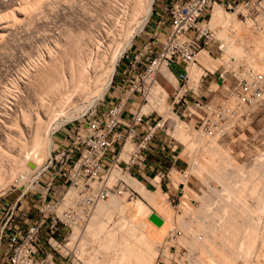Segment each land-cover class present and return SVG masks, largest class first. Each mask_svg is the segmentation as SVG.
<instances>
[{"label": "rangeland", "instance_id": "obj_1", "mask_svg": "<svg viewBox=\"0 0 264 264\" xmlns=\"http://www.w3.org/2000/svg\"><path fill=\"white\" fill-rule=\"evenodd\" d=\"M143 1L0 0V207L4 199L22 191L21 185L25 182L18 179L23 177V181H29L30 174L41 164L38 163L31 172L23 163L32 157L29 149L35 134H42V138L49 135L52 140L57 132L55 128L70 120L65 116L79 114L76 107L87 105L92 96L89 94L94 95L95 90L102 87L112 55L121 54L125 49L132 50L143 39H148L145 33L149 31V22L150 31L156 24L164 27L165 9L171 0H152L144 24L134 32L145 15ZM212 10L215 12L208 24L213 29L214 39L205 47L211 58L204 55L200 64L190 65L198 67L199 72L194 79L188 78L187 84L201 101L218 102L225 93L224 86L217 80L222 65L237 64L240 72L251 66L264 80V27L254 29L231 9L217 6V3ZM207 15L209 21L210 9ZM229 19L233 21L227 28L225 26L224 34L219 33ZM130 33L133 36L127 43ZM161 38L159 34L158 39ZM220 42L221 50L217 49ZM122 59L119 55L112 78L118 77ZM171 69L174 74L179 70L175 64ZM204 69L211 72L200 81ZM161 73L169 80L160 79L168 93L164 106L169 108L172 92L178 89L180 93L181 89L173 74H167L165 69ZM112 78L105 93L114 88ZM226 78V83L233 81L230 74ZM172 105L173 114L170 115L165 114V108L156 109L163 118L162 129L176 143L175 159L168 176L153 179L152 174L135 176L130 169L132 176L147 191L138 192L132 187L131 195H120L124 205L141 200L146 210L155 212L159 210V204L148 197L152 193L155 195L158 186L166 194L164 202L169 209L164 227L158 230L146 221L144 211L136 215L137 211L131 207L124 215L137 227L134 231L123 232L127 234L125 236L119 232L122 221L114 211L108 222L111 229L106 233L107 237L86 234L84 228L82 244L86 248L82 251L87 256L80 255L81 260L85 264H98L101 260L109 264L110 258L116 257L122 264H138L136 255L129 250L125 256L116 254L114 250L117 249L109 238L119 240V233L123 234L129 245L136 246L134 250L143 251L137 239L142 233L154 236L160 245L156 254L146 257L144 263L147 264H264V100L258 106L241 110L227 128L209 133L197 131V117L187 113V108L192 109L190 101ZM57 121L61 123L56 124ZM180 121L184 124L181 125L185 131L183 136L174 132L176 122L180 124ZM127 144L124 148L129 146ZM50 147L51 143L48 150ZM120 156L125 158L123 152ZM164 166H169L168 160H164ZM132 176L124 172L122 178L130 185ZM36 183L39 182H32L27 190L36 187ZM183 187V192L178 194ZM30 199L26 194L23 197V200ZM43 237L42 232L40 245Z\"/></svg>", "mask_w": 264, "mask_h": 264}, {"label": "built area", "instance_id": "obj_2", "mask_svg": "<svg viewBox=\"0 0 264 264\" xmlns=\"http://www.w3.org/2000/svg\"><path fill=\"white\" fill-rule=\"evenodd\" d=\"M215 3L231 9L254 29H263L264 0H171L164 27L156 24L148 39L120 54L123 66L112 78V98L58 125L54 131L59 134L51 140L48 157L33 180L39 183L29 188L33 191L20 190L2 201L0 264H85L79 256L86 248L82 231L95 205L112 194L133 192L121 176H110L112 169L130 176L133 169L135 176L152 174V179L168 176L176 143L162 129L163 118L155 108L142 110L151 98L164 105L168 93L160 79L169 80L162 75V66L181 89L172 92L167 110L173 113L172 103L190 101L192 109L187 108V113L197 117V131L225 129L241 110L262 103L264 80L251 66L240 72L237 64L222 65L217 80L225 93L218 102L201 101L187 84L188 67L196 62L198 50L214 39L206 14ZM217 49H222V42ZM172 64L179 68L175 74ZM207 72L211 71L200 74V81ZM228 74L231 83H226ZM126 143L129 146L124 148ZM25 194L31 199L23 200Z\"/></svg>", "mask_w": 264, "mask_h": 264}, {"label": "bare ground", "instance_id": "obj_3", "mask_svg": "<svg viewBox=\"0 0 264 264\" xmlns=\"http://www.w3.org/2000/svg\"><path fill=\"white\" fill-rule=\"evenodd\" d=\"M113 1V0H112ZM138 1V0H137ZM143 1V0H142ZM144 2V1H143ZM151 3H152V0H145V15L143 16V18H142V20L139 22V24H138V28L134 31V32H138L140 29H141V27H142V25L144 24V22H145V20H146V18H147V16H148V13H149V11H150V9H151ZM140 4H141V1H140ZM139 4V5H140ZM216 5V3L215 4H213L212 6H211V8H210V10H211V18L209 19V21H207V24L210 22V20H212V17H213V15H212V13H214L215 12V10H212V8H213V6H215ZM141 6H143L142 4H141ZM217 6H220L221 7V4L220 3H217ZM137 8H139V6H137ZM143 9V7L141 8V10ZM142 14H144V13H142ZM141 15V14H140ZM134 21V20H133ZM232 21H233V19H232ZM231 21V22H232ZM230 19H229V23H223V24H225L224 25V27L222 26V29H220V31H219V33H223L224 31H225V26H226V28H227V26H229L230 25ZM233 25V24H232ZM208 26H209V24H208ZM234 26V25H233ZM137 27V26H136ZM210 28H212L211 26H209ZM230 27H232V26H230ZM218 29V30H219ZM233 31V30H232ZM132 32V31H131ZM214 33V32H213ZM217 33V32H216ZM131 34V33H130ZM224 34V33H223ZM131 36H133L132 34L130 35V37H129V39L127 40V43H129L130 42V39H131ZM222 36V35H221ZM225 36V35H224ZM126 42V41H125ZM231 46H232V44H231ZM235 46V45H234ZM238 47H239V45H238ZM230 49V48H229ZM228 49V50H229ZM233 49H235V48H233ZM257 50V49H256ZM230 51V50H229ZM232 51V50H231ZM118 52V51H117ZM233 52V51H232ZM119 55H120V53L118 52V53H115V55H112V57H111V59H110V61H109V69L107 70V71H109L108 72V76L106 77V81H104V83H103V85H101L102 87L101 88H98L97 89V87H96V89H97V91L95 90V94L93 95V94H89L91 97H90V100H88V98L87 97H89L88 95L86 96V99L88 100V104L87 105H82V106H79V107H76V109H78V112H79V114L77 113V115L76 116H73V114L72 115H70V116H65V117H69L70 119H73V118H75V117H77V116H79V115H82L83 113H85V111L87 110V108H91L92 107V105L95 103V102H97L99 99H101L103 96H104V94H105V91H106V89L108 88V86H109V83H110V80H111V78H112V74H113V71H114V68H115V64H116V61L118 60V58H119ZM197 55L199 56V57H197ZM204 55H207V56H209L210 57V54L208 53V51L205 49V48H200L199 50H198V52H197V54H196V62L194 63L195 65H198V64H200L201 63V61H202V57L204 56ZM76 58V57H75ZM211 58V57H210ZM209 58V59H210ZM77 61V60H76ZM98 61V60H97ZM80 62V61H79ZM107 62V61H106ZM89 63V62H88ZM79 64V63H78ZM82 67V66H81ZM259 67V66H258ZM261 68V67H260ZM165 69V72L167 73V74H169V75H172V73L167 69V68H165V66H162L161 67V72H162V70H164ZM80 70V69H79ZM106 70H105V72H106ZM205 70V69H204ZM84 72V71H83ZM105 72H103V73H105ZM199 72V70H198V67H191L190 66V68L188 67V76H189V80L190 79H194L195 77H194V75L196 74V73H198ZM80 73V72H79ZM82 74V73H81ZM84 74V73H83ZM89 74V73H88ZM106 74V73H105ZM104 74V75H105ZM79 76H80V74H78ZM86 75V74H85ZM163 75V74H162ZM82 76V75H81ZM99 76H101V75H99ZM164 76V75H163ZM165 77V76H164ZM90 78V77H89ZM66 80V79H65ZM78 80V79H77ZM188 80V81H189ZM86 81V80H85ZM100 81V80H99ZM78 82V81H77ZM57 83V82H56ZM84 83V82H83ZM177 86H179L180 87V85L179 84H177ZM84 88V87H83ZM87 88V87H86ZM89 89H90V87H89ZM94 90V89H93ZM93 90H92V92H93ZM91 92V93H92ZM166 92V91H165ZM88 94V93H87ZM70 96V95H69ZM60 101V100H59ZM62 101V100H61ZM67 103V102H66ZM157 104V105H156ZM59 105V104H58ZM155 105L156 106H158V107H155ZM58 107V106H57ZM155 108V109H157V110H159V111H161V110H164V108H165V106L162 104V100L161 99H155V98H151V101H148L146 104H144L143 106H142V110H148L149 108ZM159 108V109H158ZM56 111V110H55ZM74 112H75V109L73 110ZM72 112V111H71ZM77 112V111H76ZM165 114H167V115H170V112L168 111V110H166V108H165ZM82 113V114H81ZM76 114V113H75ZM173 114V113H172ZM58 115V114H57ZM50 117V116H49ZM173 118H175V120H176V117H174V116H172ZM56 118V117H55ZM67 120H68V118H66ZM63 121V120H62ZM177 121V120H176ZM58 122V121H57ZM56 122V124H59V123H61V122H58L57 123ZM63 122H65V121H63ZM55 124V125H56ZM177 124V125H176ZM176 124H175V129H176V131L174 130V132H176L179 136H183L184 134H185V131L183 130L184 128H182L181 127V125L183 124V122H181L180 121V124L178 123V122H176ZM184 125V124H183ZM41 126V125H40ZM39 126V127H40ZM185 126H186V124H185ZM38 130V129H37ZM40 131V130H39ZM38 131V132H39ZM40 132H42V131H40ZM49 132V131H48ZM36 133H37V131H36ZM176 133H175V135H176ZM42 135V134H41ZM40 134H35V137H33L34 138V140H32L33 142H32V144H31V146H30V149H29V151H30V156H32L31 158H28V159H26V157H24L26 160H23V163L25 162V165H26V169H28L29 171H31V172H34V169L33 168H35V166L38 164V163H41L40 165H39V167H37L38 169H36L35 171V173L33 174V175H30V176H32V177H30V179H29V181L28 180H26V181H23V177H22V179H21V177L18 179L19 181H21V182H25L24 184H22L21 186L23 187L22 188V191H25L30 185H31V183L32 182H34L33 180H34V178H35V174L43 167V165H44V162H45V160H46V158L45 157H47V154H48V149H49V144L51 143V138H50V136L48 135V136H44L43 138H42V136H41ZM178 137V136H177ZM128 145V144H127ZM125 147V146H124ZM29 148V147H28ZM27 148V149H28ZM126 148H127V146H126ZM28 151V150H27ZM28 151V152H29ZM29 155V154H28ZM28 155H27V157H28ZM29 156V157H30ZM41 160H43L42 162H40ZM31 163V165L29 164V163ZM23 167H24V165H23ZM216 167V166H215ZM257 170V169H256ZM23 173V172H22ZM19 174V173H18ZM28 174V173H27ZM19 175H21V174H19ZM115 175H117V176H121V177H123L124 178V173L119 169V168H117V167H115V168H113L112 169V171H111V174H110V176H115ZM22 176H23V174H22ZM24 176L26 177V175L24 174ZM28 176V175H27ZM1 178V177H0ZM159 179V178H158ZM157 179V180H158ZM129 184L131 185V187H133L136 191H138V192H140V191H142V190H144V191H147V189L144 187V185L140 182V181H138L137 179H135L134 177H132V179H130L129 180ZM181 187V186H180ZM185 187V186H184ZM184 187L183 188H180V190L181 191H179L178 192V194H181L182 192H183V190H184ZM158 188V186H156V192H155V195H152V194H150L149 195V197L148 198H151L150 200L152 201V202H154L155 204L156 203H158L159 204V206H158V209L159 210H155V213L158 215V216H160L161 218H162V222H161V224L160 225H155V224H153L148 218H147V215L152 211V209H148V210H146V207H145V205H143V203H142V201L141 200H134V201H131V202H129L128 204H122V200H121V197H120V195L121 194H127V196H128V193L126 192V191H123V192H121L120 194H112V195H110V196H108L107 198H105V199H103V200H100V201H98L97 202V204L95 205V207H94V210H93V212H92V214H91V216H90V218H89V220H88V222L86 223V225H85V227L84 228H86L85 229V232L84 233H89V235L90 234H94V233H97V234H103L104 236H106L107 237V235H106V233L107 232H109V230L111 229V228H109V226H108V222H109V220H110V218H111V216H113L112 214H113V212L115 211V212H117V215L119 216L118 218L122 221V222H120L119 220V222H120V227H119V232L120 233H123V232H128V231H130V230H132L133 229V231H134V228L136 229V225L135 224H132V222H130V221H128V218L124 215L125 214V211H126V209H128V208H131V207H133V209H135L137 212H136V215L138 214V212H140V211H144V216H145V218H146V221H148L149 222V224H153V225H155V227L158 229V230H161L163 227H164V224H165V222H166V219H165V214L166 213H168L169 212V209H168V207L166 206V203L164 202V201H166V194L165 193H163L159 188ZM125 194V195H126ZM126 197V196H125ZM132 197V196H131ZM234 217V216H233ZM236 217V216H235ZM239 218V217H238ZM230 219V218H229ZM228 219V220H229ZM228 220H226V224L225 225H229V224H227V221ZM230 221V220H229ZM107 224V225H106ZM232 226H234V225H232ZM226 227V226H225ZM241 227V226H240ZM113 228V227H112ZM231 228V227H230ZM235 228V227H234ZM117 229V228H116ZM128 229V230H127ZM156 229V230H157ZM227 229V228H226ZM84 230V229H83ZM231 230H234V229H231ZM231 230H229L230 231V233H232V232H234V231H232L231 232ZM117 231V230H116ZM115 231V232H116ZM228 232V231H227ZM83 233V232H82ZM120 233H119V236H120V239L119 240H115V238H109V242L111 243V244H113V246L115 247V249H117V250H114L115 252H116V254H118V253H120V256H125L126 255V252L128 253V251L127 250H129L130 252H131V254H134V255H136V257H137V259L139 260V262H138V264H147V263H144L145 262V259H148V258H146L148 255H153V254H156L157 253V251L158 250H160V245H157V239L154 237V236H147L146 234H142L141 233V235L137 238V239H139V241H140V243L142 244V249H143V251L141 250L140 251V249L138 250L137 249V251H136V249L134 250L133 249V247L135 246L134 244H131V245H129L126 241H125V236H127V234H125V233H123L125 236H122V235H120ZM240 233V232H239ZM95 235V234H94ZM109 235V234H108ZM228 235V234H227ZM98 236V235H97ZM103 236V237H104ZM112 236V235H111ZM113 236H114V234H113ZM195 236V235H194ZM96 237V236H95ZM228 237V236H227ZM117 238V237H116ZM91 239V238H90ZM107 239V238H106ZM82 240V239H81ZM135 242H137V241H135ZM215 243V242H214ZM213 243V244H214ZM233 244V243H232ZM138 245H140L139 243L137 244V247H138ZM237 245H238V243H237ZM112 246V245H111ZM135 248H136V246H135ZM224 250V249H223ZM225 251V250H224ZM223 251V252H224ZM96 252V251H95ZM101 252V251H100ZM86 253V252H85ZM104 253V252H103ZM84 255V253H83V251H82V249H81V252H80V254H79V256L80 255ZM89 254V253H88ZM137 254L139 255V256H137ZM216 254V253H215ZM82 255V256H83ZM86 256H87V254H85ZM84 255V256H85ZM95 256V255H94ZM225 256V255H224ZM229 257V256H228ZM236 257V256H235ZM89 258V257H88ZM90 259V258H89ZM97 260V259H96ZM137 260V261H138ZM218 260V259H217ZM224 260V259H223ZM226 260V259H225ZM87 261V260H86ZM102 261V260H101ZM100 261V263H98V264H106V263H102ZM108 261V260H107ZM147 261H149V260H147ZM93 262V261H92ZM91 262V263H92ZM99 262V261H98ZM109 264H122L121 263V260H118L116 257L115 258H110V260H109ZM225 264V263H224Z\"/></svg>", "mask_w": 264, "mask_h": 264}, {"label": "crops", "instance_id": "obj_4", "mask_svg": "<svg viewBox=\"0 0 264 264\" xmlns=\"http://www.w3.org/2000/svg\"><path fill=\"white\" fill-rule=\"evenodd\" d=\"M206 17L208 18V15L207 14H206ZM150 26H151V23L149 22V25H147V28H148L149 31L147 33H145L147 37L151 34ZM143 41H145V40L143 39ZM143 41H141V43ZM132 48H134V47H132ZM113 93H114V90L113 89L107 90V92L104 94V96L102 98V101L103 102H107L108 100H110L112 98V94ZM58 134H59V132L56 133V136L55 137H57Z\"/></svg>", "mask_w": 264, "mask_h": 264}, {"label": "water", "instance_id": "obj_5", "mask_svg": "<svg viewBox=\"0 0 264 264\" xmlns=\"http://www.w3.org/2000/svg\"><path fill=\"white\" fill-rule=\"evenodd\" d=\"M29 163V162H28ZM31 165V163H29ZM181 185H179L180 187ZM178 193V192H177ZM147 218L155 225H160L162 222V218L158 216L154 211H151L148 215Z\"/></svg>", "mask_w": 264, "mask_h": 264}]
</instances>
